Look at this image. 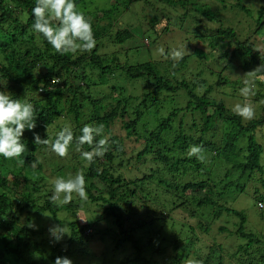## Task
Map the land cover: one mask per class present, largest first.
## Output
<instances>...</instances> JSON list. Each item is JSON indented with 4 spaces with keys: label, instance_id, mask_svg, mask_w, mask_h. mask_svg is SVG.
I'll list each match as a JSON object with an SVG mask.
<instances>
[{
    "label": "trees",
    "instance_id": "trees-1",
    "mask_svg": "<svg viewBox=\"0 0 264 264\" xmlns=\"http://www.w3.org/2000/svg\"><path fill=\"white\" fill-rule=\"evenodd\" d=\"M113 1L109 8L96 11L94 15H99L91 21L97 28L95 48L60 55L32 30L36 0H0V90L33 104L36 117V128L25 130L22 137L27 148L20 157L24 164L0 156V264H54L57 256L68 258L76 252L86 261L93 253L84 252V245L99 232L112 236L114 249L124 251L123 259L115 264H234L226 259L230 254H224L220 243L201 255L198 231L180 224L175 218L178 213L196 220L207 234L211 220L226 213L239 217L236 237L248 241L232 259L237 264H264V237L246 234L247 216L230 205L250 191L258 196V208L264 209V146L260 142L264 141V74L250 76L252 92L262 101L261 111L252 120L242 119L225 101L214 98L220 90L244 87L246 78L232 81L224 76L229 66L240 62L239 68L247 73L264 64V49L259 45L264 44V7L258 10L255 27L244 36L233 27L216 28L214 20L220 12L209 3L154 0L153 6L161 4L163 10L161 15L144 19L149 26L144 44L149 49V35H171V21L182 22L184 57L173 66L168 52L178 48V43L160 47L165 61L151 54L145 62L122 63L121 48L133 40L136 30L128 21L119 22L134 4L150 2ZM196 2L206 8L192 7ZM74 3L86 17L91 15L81 10L87 0ZM164 21L167 25L161 26ZM58 24L53 20V26ZM261 35L263 40H258ZM214 59L223 64V72L206 66V61ZM124 81L141 84V93L129 91ZM97 84L111 85V92L100 97L102 93L92 91ZM117 119L128 139L142 141L135 156H126L119 138L108 139L112 146L91 163L81 156V151H91L88 144L80 146L76 156L61 158L48 145L34 143V132L47 139L52 128L61 131L67 126L79 137L85 125H102V135L95 138L98 141L107 137L110 123ZM192 145L203 146V162L188 155ZM73 149H77L75 140L69 153ZM148 162L156 169L136 174V165ZM81 171L88 200L73 193L71 203L53 204L54 183L49 188L43 184L48 172L69 179ZM26 210V223L18 224L17 213ZM64 210L73 215L87 211L92 218L85 225L71 219L69 238L49 243L39 221L48 214L62 226L58 216ZM99 221H105L107 228L93 234Z\"/></svg>",
    "mask_w": 264,
    "mask_h": 264
},
{
    "label": "rangeland",
    "instance_id": "rangeland-1",
    "mask_svg": "<svg viewBox=\"0 0 264 264\" xmlns=\"http://www.w3.org/2000/svg\"><path fill=\"white\" fill-rule=\"evenodd\" d=\"M222 0H201L202 5H207V3L210 4V6L213 9H219L220 14L215 18L214 20V26L216 28L224 27H233L237 30L238 33H242V35L246 36L250 29L251 26L253 25L252 29L255 27V22L258 19V10L261 7H264V0H224V3H221ZM150 4H134L131 9L128 11V16L126 17L125 20H121L119 24L125 23V22H130V24L134 25L136 30V33L134 34V38L132 41L127 42V44H124L121 48V53H120V59L124 61L131 63V64H136L140 62H145L151 59V54H153L154 58L157 60L165 61L166 55H164V52L160 50V47H164L166 45L169 46H176L178 43V48L183 49V44L182 42L185 39L186 33H184V29L181 28L182 22H180L178 19L175 21H171L170 25V30H171V35L165 34L161 36L160 38L157 37L156 35H149L150 36V46L149 49L147 45V41L144 39L146 36V31L149 30L148 26V21L151 19L153 16L161 15L162 14V5L161 4H156L154 7L153 5L155 4L154 0H148ZM114 4L113 0H87L86 3V8L83 7L81 8L82 11L89 13L91 11V15H87L88 18L91 19L92 22L95 21V16L98 17L99 14H96V11L98 10H104L109 8L110 5ZM107 6V7H106ZM153 6V8H152ZM192 7H197V8H206V7H200V5L196 2L195 6ZM141 8H144L142 10ZM102 15V14H100ZM96 17V18H97ZM144 19H146L144 21ZM105 21V20H104ZM103 21V22H104ZM185 28L188 27V23H183ZM167 23L164 21L161 26H166ZM93 32L97 33V28L96 25H92ZM145 40V41H144ZM258 40H263L262 35L259 36ZM263 42V41H262ZM146 45H145V44ZM261 49H264V44L259 43ZM130 49L129 51H127ZM216 58H218L219 50L216 49ZM217 59H214L213 61H206V66L210 67L215 73H221L223 72L224 66L221 64V62L216 61ZM193 61L190 60L188 64L192 65ZM240 62H237V64L229 66V70L225 71L224 76L226 78H230L232 81H237L241 80L243 78H246L248 80L250 79L249 77H243L246 72L242 70L240 67ZM238 69V70H237ZM202 70V69H201ZM186 71V70H185ZM207 74V73H206ZM190 76H188L189 78ZM206 77V76H205ZM128 83L126 85L128 87L129 91H135L137 94H140L142 91V86L141 84L138 83H130L128 81H124ZM96 90H92L93 93L95 92L96 94L102 93L103 95H100V97H103L104 95H107L108 93L111 92V85H101L97 84L96 85ZM240 89L238 88V91ZM237 89L234 87H229L226 88L225 90H220L214 94V98L217 100H223L225 101V104L228 106V108L233 111L234 106L239 103V104H244V103H249L252 105L254 108V111L258 112L261 111V107L259 106L261 104V100H258L256 94H252L248 97H244L241 95ZM257 100V101H256ZM234 112V111H233ZM256 115V114H255ZM259 115V113H258ZM249 121V120H246ZM110 132L107 133V138L112 139V138H119L121 141V145L124 146L126 156L131 157L135 156L137 151L140 149L142 145L141 140H137L135 138H127L126 131L123 128V125L119 119L113 121L110 123ZM59 131L56 128H52V131H49V137L48 139L52 141V139L55 137V135ZM45 136V134H44ZM119 142V141H118ZM262 145L264 146V141H260ZM108 146L111 147L112 143L109 141ZM49 150L51 149L50 145H48ZM79 154V151L77 149H73L69 153L68 156H76ZM262 164L264 165V154L262 157ZM13 167V165H11ZM138 172L136 174L142 175V174H148L150 173V169H156V166L154 167L150 162L145 163V164H138L136 165ZM46 175V173H45ZM46 180L44 181V185H46L47 188L53 185L55 179L57 178L55 175H50L48 172L47 177H45ZM77 195V194H75ZM239 196V195H238ZM258 201V196L255 195L254 193H251L248 191L245 194H242L234 202H232L230 205L232 206L231 208L238 210L240 212H243L247 216V221L245 223V232L251 234H255L257 236H263L264 237V209H259L257 205ZM71 214L69 211L67 212L66 210L62 211L59 213L58 218L63 222V225L67 226L68 229V234H66V238H69L70 233H71V228L70 222L71 219H77L79 220V225H85L87 222V219L92 218V215L89 214L87 211H78L76 215ZM175 218L180 221V224L184 225H190L196 228V230L199 233V240L197 242V247L202 248V254L208 253L210 247H214L215 244H223L225 247V255L227 253L230 254L226 255V259L230 260V262L237 264L235 260H233L232 255L236 253V251H239L240 247L242 246L241 244H245L248 240H242L235 234L238 225L241 224L240 218L233 215V214H228L226 213L223 217L219 219H215L214 221L211 220V227L209 228V233H205L201 231L197 227V221L192 220L188 216H185L184 214L178 213L175 214ZM28 219V212L27 210L22 212V213H17V221L18 224L24 225L26 223V220ZM40 225H43L46 228V233L43 236L44 238L46 237L50 241L52 238L50 237L49 234V228L54 225H58L56 221L53 220L51 216L46 214L45 216H42L40 219ZM62 225V226H63ZM107 225L105 221H99L97 224V227L92 229L93 234L99 232L102 229H106ZM220 228H225L224 230H220ZM188 228H185V230ZM230 230H232L233 233H230ZM89 233V232H88ZM99 235V236H98ZM97 236L92 238V241H90L89 244H87L85 247V251H91L93 255L97 254L94 251L98 252H103V254H97V257L94 259L90 258L91 256H87L88 253H84V256H87L88 259L84 261L85 259H80V253H77L76 250L73 255L68 257L69 259L72 260L73 264H115L118 263L121 259H123V252H118L117 250L114 249L113 247V238L112 236L109 237V235L104 234L103 232H99ZM102 240V241H101ZM63 242V243H64ZM80 245V244H79ZM78 245V247H79ZM77 247V248H78ZM84 249V248H83ZM79 250V249H78ZM131 251V248L129 249ZM126 251V250H125ZM89 259H92V263L89 262ZM190 262V261H189ZM228 264V263H227Z\"/></svg>",
    "mask_w": 264,
    "mask_h": 264
},
{
    "label": "clouds",
    "instance_id": "clouds-1",
    "mask_svg": "<svg viewBox=\"0 0 264 264\" xmlns=\"http://www.w3.org/2000/svg\"><path fill=\"white\" fill-rule=\"evenodd\" d=\"M34 23L32 30L34 33L41 34L43 38L60 55L68 53L90 52L96 46L91 19L77 10L74 0H36L35 7L32 9ZM53 20L58 21V26H53ZM163 52L164 50L161 49ZM168 57L178 63L184 57L183 49L172 48L168 52ZM264 74V64L259 65L254 70L247 72L243 77ZM264 78V76H262ZM244 87L241 88V95L248 97L253 94L252 82L248 79L243 81ZM233 111L236 115L245 120H252L255 116L254 108L249 103H237ZM36 128L35 108L28 101L12 99L7 91L0 90V156L5 159H16L20 165L24 160L20 159L27 150L22 142L25 130ZM82 135L74 137L70 127H64L56 134L54 141L41 139L38 133L34 132V143L50 145L51 150L59 157L64 158L69 155V149L74 140L77 151L80 146L88 144L91 151H81L83 159L89 163L96 157H103L108 150V138L103 137L98 141L96 136L102 135L103 126L85 125L82 128ZM95 142V143H94ZM190 157L195 156L201 162L204 161V148L202 145H192L188 151ZM64 194L61 198V194ZM73 193L77 194L81 200L87 201L86 180L83 172H78L73 178L64 179L57 177L54 181V192L50 197L51 202L67 205L73 199ZM29 227L36 228L34 224ZM50 237L55 242H60L68 229L66 225H54L49 228ZM54 264H73L67 257L57 256ZM189 264H201L200 261H190Z\"/></svg>",
    "mask_w": 264,
    "mask_h": 264
}]
</instances>
